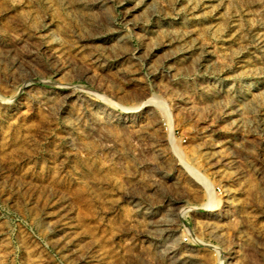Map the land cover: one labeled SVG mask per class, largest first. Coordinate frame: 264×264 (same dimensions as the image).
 I'll return each instance as SVG.
<instances>
[{
    "label": "rangeland",
    "instance_id": "rangeland-1",
    "mask_svg": "<svg viewBox=\"0 0 264 264\" xmlns=\"http://www.w3.org/2000/svg\"><path fill=\"white\" fill-rule=\"evenodd\" d=\"M0 264H264V0H0Z\"/></svg>",
    "mask_w": 264,
    "mask_h": 264
},
{
    "label": "bare ground",
    "instance_id": "bare-ground-1",
    "mask_svg": "<svg viewBox=\"0 0 264 264\" xmlns=\"http://www.w3.org/2000/svg\"><path fill=\"white\" fill-rule=\"evenodd\" d=\"M162 222H163V221H162ZM168 223H169V222H168ZM170 223H171V221H170ZM162 224H163V223H162ZM169 225H170V224H169ZM170 226H171V225H170ZM163 228H164V227H163ZM169 229H171V228H169ZM167 230H168V229H167ZM163 231H164V230H163ZM173 233H174V232H173ZM171 240H172V239H171ZM173 246H174V245H173ZM168 247H169V246H168ZM168 247H167V248H168ZM170 247H171V246H170ZM169 251L173 253V252L175 251V248H174V247H171ZM187 256H188V255H187ZM184 259H185V258H184ZM187 259H188V257H187ZM182 260H183V259H182ZM178 261H179V260H178ZM179 262H180V261H179ZM182 262H183V261H182Z\"/></svg>",
    "mask_w": 264,
    "mask_h": 264
}]
</instances>
